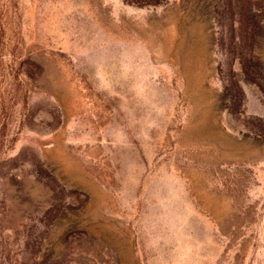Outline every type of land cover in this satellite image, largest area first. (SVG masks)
<instances>
[{
    "label": "rangeland",
    "instance_id": "rangeland-1",
    "mask_svg": "<svg viewBox=\"0 0 264 264\" xmlns=\"http://www.w3.org/2000/svg\"><path fill=\"white\" fill-rule=\"evenodd\" d=\"M237 1L0 0V264H264Z\"/></svg>",
    "mask_w": 264,
    "mask_h": 264
},
{
    "label": "trees",
    "instance_id": "trees-1",
    "mask_svg": "<svg viewBox=\"0 0 264 264\" xmlns=\"http://www.w3.org/2000/svg\"><path fill=\"white\" fill-rule=\"evenodd\" d=\"M263 1L242 0L236 2L239 8L236 30L241 36V45H244L243 41L247 42L248 45L255 36L259 37L260 40L264 36V5H261ZM233 2L234 0H226L225 8L228 10L230 7L233 8Z\"/></svg>",
    "mask_w": 264,
    "mask_h": 264
}]
</instances>
